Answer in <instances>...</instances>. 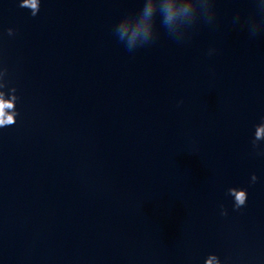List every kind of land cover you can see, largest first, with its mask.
Instances as JSON below:
<instances>
[{"label": "clouds", "instance_id": "clouds-1", "mask_svg": "<svg viewBox=\"0 0 264 264\" xmlns=\"http://www.w3.org/2000/svg\"><path fill=\"white\" fill-rule=\"evenodd\" d=\"M151 11H152V8H151V6H149L148 9L145 12V15H149L151 13ZM167 14H168V18L169 19H172L173 16L175 15V13H174V11H173V9L171 7H169L167 9ZM135 35H136V33H133V37H135Z\"/></svg>", "mask_w": 264, "mask_h": 264}]
</instances>
